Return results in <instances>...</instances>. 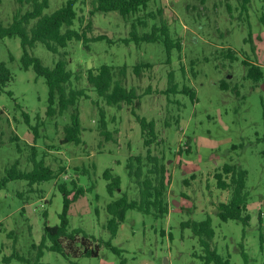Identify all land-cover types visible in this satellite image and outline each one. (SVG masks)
<instances>
[{
    "label": "rangeland",
    "instance_id": "1",
    "mask_svg": "<svg viewBox=\"0 0 264 264\" xmlns=\"http://www.w3.org/2000/svg\"><path fill=\"white\" fill-rule=\"evenodd\" d=\"M65 1L48 0L45 12L56 10ZM240 2L150 0L147 11L160 7L172 35L181 41V50L174 47L168 56L162 42L137 43L132 39L129 20L117 11L91 16L88 0L85 4L75 1L77 14L83 19L80 22L77 17L73 27L81 28L91 20L86 39H72L61 49L70 59L67 68L73 72L72 86L85 87L89 94L77 105L78 144L61 142L71 108L60 115L46 114L47 84L31 66L23 68L19 37L0 38V62H5L13 76L0 92V179L8 176L12 165L22 172L34 167L32 145L36 161L43 157L54 171L64 167L49 180L31 184L24 178H8L0 188V262L4 254L17 251L35 264H206L197 236L183 222L209 216L214 230L211 247L222 258L229 264H264V0H250L245 10ZM14 6V0H1V23L11 21ZM149 26L138 31H147ZM99 35L105 37L92 39ZM228 49L237 59L228 58ZM29 51L49 66L58 57L40 43ZM246 58L260 66L261 78L246 77L242 63ZM140 62L152 67L136 77L132 68ZM102 64L127 66V87L142 94L136 113L155 121L150 149L163 155L170 180L168 213L155 217L128 209L113 237L106 226V206L120 191L130 199L138 198V187L125 164L130 155L145 154L147 148L131 106L106 105L89 86L88 69ZM170 71L179 87L185 84L195 91L193 100L181 91L168 96L163 93ZM222 79L227 89L220 88ZM148 86L151 92L144 93ZM96 99L105 111L109 136L101 135L97 128L99 109L92 103ZM15 135L18 139H13ZM225 163L247 171L246 223L222 221L217 216V204L230 197L229 190L217 187L214 176ZM106 169L120 180L113 196L106 188L110 181L104 177ZM72 178L85 189L66 213L69 229L78 232L77 238L69 245L64 241L67 256L43 247L37 263L44 225L60 222L66 195L59 184L71 190ZM82 236L87 237L90 247L101 242L97 255L81 253ZM105 241L120 252L107 247ZM8 264L25 263L13 258Z\"/></svg>",
    "mask_w": 264,
    "mask_h": 264
},
{
    "label": "trees",
    "instance_id": "2",
    "mask_svg": "<svg viewBox=\"0 0 264 264\" xmlns=\"http://www.w3.org/2000/svg\"><path fill=\"white\" fill-rule=\"evenodd\" d=\"M77 0H66L56 10L46 13L45 9L48 7V0H14L15 6L11 21L3 24L0 22V38L3 37H19L22 48L21 62L25 69L30 66L33 68L38 76H43L48 87V106L46 114L53 116L63 114L66 110L71 108L70 122L64 126L63 137L61 142H73L78 144L81 142L80 137V122L79 112L77 109L78 102L81 98H88L87 88L72 86L71 79L73 72L67 68L69 63L68 53L61 51L65 48L68 42L72 39H86V33L91 27V20L81 28H74V21L82 22V17H79L74 7V2ZM250 0H241L240 6L243 10ZM85 4L87 0H82ZM91 4L89 15L95 12L117 11L124 20L130 22L129 35L137 43L144 42H162L164 43L167 54L169 56L172 48L181 50V41L175 39L172 35L167 18L163 17L162 10L157 7L156 10H148L147 5L150 0H88ZM1 3V0H0ZM230 6L228 7V9ZM139 12L143 14L140 15ZM149 22H151L149 26ZM149 30L139 32L138 28H147ZM105 36L99 35L92 39H103ZM40 43L52 53L58 54L57 59L52 66L45 65L40 58L32 54L29 49ZM228 58L231 60L237 59L236 54L231 49L227 51ZM246 66V77L252 79H259L262 77V71L258 64L252 62L248 58L242 60ZM152 67L148 62H140L133 66L132 71L136 77H140L143 69ZM127 66H113L102 64L95 69H88L86 79L89 86L97 94L106 105L120 107L121 104L131 106L130 112L135 115L136 120L141 126V134L144 146L147 148L145 154L138 153L130 155L126 160V170L129 177H131L138 187V198L130 199L126 192L120 191V195L111 199L107 204L106 210L108 213L107 229L110 236L113 237L117 233L120 223L124 220L125 211L128 209H137L145 214H152L155 217H160L168 213L170 201L168 198V184L169 176L167 167L164 162L163 155L152 153L150 145L155 138V121L148 120L136 113L141 105L140 96L142 94L137 92L135 87H127ZM78 78V75L76 76ZM13 79L11 72L6 66L5 62H0V92ZM219 86L221 89H227L226 80H220ZM151 87L148 86L144 93H150ZM188 93L193 100L195 98V91L183 84L179 87L174 80V73L170 71L167 76V87L163 91L166 96L171 92ZM12 95V92H8ZM93 104L98 106V100H93ZM99 119L97 128L101 135L109 136V132L105 126V111L102 106H98ZM25 113V111H23ZM25 120L28 121L27 115ZM35 129V128H34ZM36 132V131H35ZM13 139H18L15 135ZM32 159L34 167L26 172L17 170L14 165L12 169H8V176L0 179V188L3 187L8 178H24L29 183L49 180L58 176V172L64 170L54 171L50 166L44 163L43 157L36 161L35 146L32 145ZM17 164V162H16ZM247 171L241 166L233 163H225L219 172L214 174L216 185L218 188L230 191V197L227 201L219 202L217 204V216L226 221L229 219L239 220L246 223L248 220L247 213V191L245 189V179ZM104 177L110 180L107 183V191L110 196H113V191L120 187L119 177L113 176L110 169H106ZM73 188L67 189L66 184L60 183L59 188L65 193L63 201V210L59 214V224L50 226L44 225L42 238L37 248L36 262L39 263V258L42 255V248L48 247L52 251L59 252L67 256L66 245L77 238V231L69 229L66 213L70 204L80 197L84 192V187L77 183L76 178L70 181ZM71 197H68L69 194ZM184 226L191 228L194 235L197 236L198 243L202 247L204 254L201 255L205 259V263L209 264H229L228 259L222 258L214 248L211 247V240L214 235V230L211 225V218L207 216L201 221H185ZM87 237H81V243L84 245L81 253L84 255H97L98 247L101 242L95 243L90 247L86 243ZM49 241V245L46 242ZM107 247L114 252L119 253L120 249L112 245L110 241L103 242ZM35 246V245H34ZM36 247V246H35ZM243 257L246 259V254L243 252ZM18 259L25 264L32 263L28 258L19 254L17 251L1 258L0 264H8L11 259ZM79 264V263H75Z\"/></svg>",
    "mask_w": 264,
    "mask_h": 264
},
{
    "label": "water",
    "instance_id": "3",
    "mask_svg": "<svg viewBox=\"0 0 264 264\" xmlns=\"http://www.w3.org/2000/svg\"><path fill=\"white\" fill-rule=\"evenodd\" d=\"M174 202H175V201H174ZM175 204H178V203L175 202Z\"/></svg>",
    "mask_w": 264,
    "mask_h": 264
}]
</instances>
